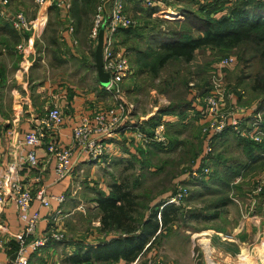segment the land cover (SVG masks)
I'll return each instance as SVG.
<instances>
[{"label":"rangeland","instance_id":"obj_1","mask_svg":"<svg viewBox=\"0 0 264 264\" xmlns=\"http://www.w3.org/2000/svg\"><path fill=\"white\" fill-rule=\"evenodd\" d=\"M76 1H69L72 15L69 32L73 28L69 39H66L68 25L65 26L62 10L41 7L35 0H10L9 4L11 14L20 11L26 14L33 26L31 31H18L9 21L0 20V28H4L0 41L4 38L25 43L20 69L33 70L36 82L49 83L52 90L61 86L64 79L63 83L67 81L71 90L87 88L96 80L98 42L91 37L94 19L99 5H106L107 14L114 0ZM162 1L167 6L163 10L168 12L163 15L157 11L153 14L154 10L149 12L135 0L125 3L136 24L130 28V35L120 31L117 41L128 51L133 75L120 87L122 98L107 92L110 99L103 101L101 109L116 106L120 99L126 109L121 126L111 138L114 144L108 153L100 160L88 159L90 162L75 180L78 187L69 193L71 199L66 208L50 217L48 228L60 239L53 238L43 248L61 246L65 252L69 245L70 250L76 251L118 235L114 230H102V213L96 198L100 192L108 194L113 183L123 182L136 197V224L148 212L161 210V201L180 193V202L172 203L179 208L178 219L157 232L156 238H150L154 240L152 244L131 264H241L240 261L264 264V187L254 194L256 181L264 172L263 159H247L239 138L227 133L215 137L211 145L207 161L210 174L204 180L188 177L204 151L196 111L190 118L186 115L194 112L171 118L167 124L166 147L145 146L134 140L137 127L149 132L152 127L147 123L159 122L160 114L172 105L201 107L200 97L207 94L213 66L227 55L235 59L224 70L230 98L237 97L235 106L260 112L264 123V43L252 39L226 50L201 48L189 63L173 59L158 65L157 58L165 53L160 44L179 34L199 35L191 24L193 16H204L213 0ZM228 1L229 6L226 4V9L217 11L214 17L225 14L237 3V0ZM77 10L80 12L75 17ZM42 53H51L56 62L64 55L69 60L66 59V64L62 60L60 65H52L40 59ZM4 68L8 67L4 65Z\"/></svg>","mask_w":264,"mask_h":264},{"label":"built area","instance_id":"obj_2","mask_svg":"<svg viewBox=\"0 0 264 264\" xmlns=\"http://www.w3.org/2000/svg\"><path fill=\"white\" fill-rule=\"evenodd\" d=\"M41 7L70 10L71 3L68 0H35ZM127 0H114L109 13L106 14V5L98 6L91 37L99 38L101 29H104L103 62L104 70L110 74V81L103 86L120 99L122 93L120 87L133 75V69L128 57V51L118 45L117 36L124 29L135 26L136 21L126 10ZM147 9L157 11L159 14H167L163 10L162 0H135ZM250 1V0H240ZM264 1V0H257ZM10 0H0V19L9 21L15 29L21 32L31 31L32 23L22 11L10 13ZM152 14V16H153ZM73 28L70 29L72 34ZM20 53L26 50L25 43L17 46ZM235 59L231 55L221 57L213 66L207 94L200 97L199 121L201 134L204 139V151L198 160V166L193 169L190 176L194 180H204L210 174L207 165L211 152L213 139L224 133L231 132L238 138L264 144V127L260 112L241 110L232 103L224 80V70L233 65ZM119 99L116 106L101 110L93 115L84 116L72 131V146H64L57 142L54 135L58 134L64 124V116L58 107L51 108L42 116L35 129L25 134L23 139L17 142V148L27 146L24 164L29 168L39 167V150L45 146L46 152L54 160V174L56 180H62L70 176L76 166V153L86 155L88 159L104 157L109 151L108 139L113 138L121 126L125 104ZM135 137L142 144L156 143L162 147L168 145L166 121L161 119L149 131L138 128ZM16 151L11 152L15 154ZM261 154V156H263ZM42 172L28 180H11L0 177V206L14 203L18 210L19 220L22 222L21 233L17 236L16 256L8 264H29L30 255L41 250L53 238L59 240L60 236L49 229L43 235L39 234V225L42 221L50 223L48 216H43L40 211L32 209L33 202L38 199L42 207L51 208L52 201L63 203L64 196L48 193L47 186L43 183ZM254 194L259 193L264 187V172L256 181ZM34 186L37 194L34 195ZM181 189V188H180ZM180 189L178 191H180ZM180 193L173 195L165 203L178 204ZM8 246L0 241V249L7 250ZM1 264V261H0Z\"/></svg>","mask_w":264,"mask_h":264},{"label":"crops","instance_id":"obj_3","mask_svg":"<svg viewBox=\"0 0 264 264\" xmlns=\"http://www.w3.org/2000/svg\"><path fill=\"white\" fill-rule=\"evenodd\" d=\"M163 6L167 7L164 3ZM225 7H223L222 10L226 9ZM60 10H62L65 26L67 27L68 25L66 39H69L72 37L69 32L72 15L69 10ZM169 10L172 11L171 8ZM173 12L179 15V12L174 10ZM169 15L173 14H170L169 12ZM0 34H4V28H0ZM19 42L20 41L9 42L4 38L0 41V177L25 181L39 172H42L44 177L43 183L47 186L48 193L57 196H64L65 198L63 203L52 201L51 208L42 207L38 199L34 200L32 209L35 211L38 210L43 216H48L50 218L54 216L58 210L62 211V208H66L68 205V199H71L69 193L73 192L74 188L78 187V184L75 185L77 176L84 171L83 168L87 165V162L90 161L86 155L76 153L77 160L73 173L62 180H56L54 174V160H52L51 156L46 152L45 146H43L38 152L39 167L32 169L24 164V159L29 148L27 146H19L17 148V142L20 139H23L25 134L29 131L35 129L38 125L39 119L51 108L58 107L61 110L65 121L59 133L54 135V138H56L57 142L61 145L72 146L73 128L84 116L93 115L103 109V101L104 103L108 102L110 98L107 91L103 89L98 74L95 75L96 80L93 84H90L89 87L82 88L81 90H71L72 86L70 85L69 88L67 81L63 83L65 79L62 81L61 86L54 87L53 90L48 88L50 87L49 83H37L33 70H27V72H25L20 69L22 57L21 53L17 50V46L20 44ZM70 46H72L71 43ZM42 54L44 55L40 56V59L44 62H50L52 65H60L62 60L63 62L65 61L64 64H66V59L69 58L64 55L62 60H57L58 62H56L55 56L51 53ZM4 65L8 67L7 70L4 68ZM10 69H12V72H10ZM8 71L9 73H7ZM236 98L237 97H232L233 104H235ZM196 108L199 110L198 107ZM238 108L246 110V113L252 111V108L248 107L240 106ZM192 112H194V114H189ZM187 113L189 114V116L186 115L187 118L195 115V111L193 110H189ZM161 116V119L166 121V126L172 121L171 118H173V116L174 119L177 118L175 115H170V118H167V114H161ZM197 117L199 118V114ZM198 124L201 125L200 121ZM138 128L141 127H137V129ZM227 133L231 132H224L219 136H224ZM134 140L142 144V142L136 137H134ZM202 140H204L203 136ZM239 140L240 143H242L241 140L244 139L239 138ZM107 141L109 146L112 147L114 144L112 143V139L110 138ZM154 144L157 145L156 143H150L148 145ZM13 151H16L15 154L11 153ZM263 153L264 152L261 154ZM258 158L264 160V155H260ZM37 189L38 188L34 186L35 196L38 193ZM21 230L22 222L19 220L16 205L11 202L5 206H0V241L2 244L4 243L8 246L6 251L0 249L1 264H8L16 256V240L18 234L21 233ZM48 230V223L42 221L39 225V234L43 235ZM62 252L63 250L61 246L59 248L54 246L42 248L30 255L29 264H71L68 263L66 259L76 252L74 251V248L70 250L68 245L65 252ZM54 257L57 259L60 258V260L57 261L56 259H53ZM89 264L92 263L89 262ZM108 264H125V262L121 260L119 262Z\"/></svg>","mask_w":264,"mask_h":264},{"label":"trees","instance_id":"obj_4","mask_svg":"<svg viewBox=\"0 0 264 264\" xmlns=\"http://www.w3.org/2000/svg\"><path fill=\"white\" fill-rule=\"evenodd\" d=\"M228 2V0H213L209 3L211 9L204 16H193L195 19L191 24L195 28L194 30L199 32V35L185 36L179 34L176 38L165 39L160 44L165 53L157 58V64L165 65L173 59L189 63L195 52L201 48L226 50L243 41L252 39L264 43V1L237 0V3L231 6L228 12L214 17V14L222 10ZM149 10V12H153L152 9ZM74 12H76V9ZM78 12L80 11L77 10V13H74L75 17H78ZM189 13L191 14V12ZM184 14L187 15V12H184ZM121 31L131 34L130 28ZM194 107L192 104L186 106L172 105L165 109L162 114L183 117L189 110L196 111V114H199V110ZM155 124V120L147 123L152 128ZM241 142L243 154L249 160L259 159L258 157L264 152V144H256L247 140H241ZM154 146L157 145L154 144ZM96 202L102 213V230H114L119 234L110 236L97 245H87L83 249L76 250L75 253L67 257L68 263L83 264L93 261L119 262L123 260L126 264H131L137 260L146 246L147 250L152 244L154 240L150 238H156L157 232L160 233L163 227L178 219L176 216L179 213L178 206L161 201V210L158 208V210L148 212L145 219L136 224L134 220L137 206L136 197L129 186L123 182L113 183L108 194L100 192Z\"/></svg>","mask_w":264,"mask_h":264},{"label":"water","instance_id":"obj_5","mask_svg":"<svg viewBox=\"0 0 264 264\" xmlns=\"http://www.w3.org/2000/svg\"><path fill=\"white\" fill-rule=\"evenodd\" d=\"M103 47H104V29H101L98 38V45L96 49V68L101 85L107 86L110 81V74L104 70Z\"/></svg>","mask_w":264,"mask_h":264},{"label":"bare ground","instance_id":"obj_6","mask_svg":"<svg viewBox=\"0 0 264 264\" xmlns=\"http://www.w3.org/2000/svg\"><path fill=\"white\" fill-rule=\"evenodd\" d=\"M171 14V13H170ZM207 241V240H206ZM240 258H241V256H240ZM225 260V259H224ZM241 260V259H240ZM240 263L242 264V261H240Z\"/></svg>","mask_w":264,"mask_h":264}]
</instances>
